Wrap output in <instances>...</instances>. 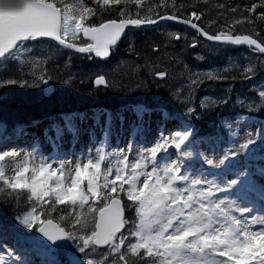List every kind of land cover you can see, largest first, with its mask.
I'll return each mask as SVG.
<instances>
[{
  "label": "snow or ice",
  "instance_id": "1",
  "mask_svg": "<svg viewBox=\"0 0 264 264\" xmlns=\"http://www.w3.org/2000/svg\"><path fill=\"white\" fill-rule=\"evenodd\" d=\"M201 3L207 6L208 0H171L170 3L155 0L146 5L145 0H91L97 7H92L89 0H0V59L31 52L29 45L43 42L44 38L84 54L86 59H104L115 51L126 29L155 25L159 21H177L190 26L204 38L205 49L246 45L252 53L264 54V32L257 28L258 22L264 28V12L257 11L264 9V0H250L243 5L222 2L218 8L223 10L220 13L223 19L208 21L207 27L195 22L207 18L204 9L199 7ZM113 5H123V8ZM130 5H135V9ZM104 13H118L120 19L105 20ZM213 25L219 30L209 31ZM240 25L247 27L241 30L237 27ZM168 39L187 40L188 37L172 32ZM197 43L194 37L189 46L196 48ZM133 50L134 45L130 44L129 51ZM152 51L159 53L158 48ZM196 58L204 60L205 56L198 54ZM255 59L257 64L249 57L247 64L241 66L244 79H252L264 70V56ZM148 74L161 81L168 76L167 71H156L154 67H149ZM33 75L35 79L31 82L5 79L0 82V90L6 86L38 89L40 83L47 85L53 79L47 73ZM73 79L69 74V79L63 82L69 84ZM218 79L222 77L211 71L191 73L187 92L182 87L173 96L186 107V114L192 116L196 113L194 92L204 80ZM80 82L84 80L81 78ZM94 83L109 86L104 75H96ZM258 96V108L264 111V84L259 86ZM217 103L227 104L228 99L213 100V104ZM200 107L206 109L209 105L202 100ZM248 107L252 110V105ZM130 110L136 117L134 130L143 125L146 114L151 118L159 111L140 105ZM159 114L160 124L172 118L167 112ZM101 115L97 113L93 117L97 124ZM104 115L107 127L102 131L107 140L113 116L110 112ZM74 119L75 116H66L64 128L75 137ZM118 119L122 126L123 113ZM53 127L59 139L63 129ZM18 132L23 134L22 129ZM257 136L264 154V126L256 136L249 134L238 147L223 151L218 161L200 153L203 165L219 169L207 173L184 162L193 155L189 148L194 133L187 122L174 134L161 131L154 145L141 148L133 162H129L131 144L106 154L101 143L95 156L88 150L75 158L73 165L69 159L41 156L35 148L25 152L22 148L9 147L0 136V192L10 190L11 196L26 190L35 201L30 211L17 217L15 224L0 223V264H35L17 247H5L3 236L9 230L14 231L17 245L21 240L31 243L33 254L44 257L41 264H62L58 257L48 259V256L64 248L70 249L69 264H172V261L176 264H264V214H253L257 203L264 211V183H257L256 172L248 169L241 157V153L249 158L254 154L252 146L257 144ZM169 148L176 152L169 153ZM158 154H161L159 159ZM106 155L116 157L115 170L109 166L102 172ZM8 164H14L12 176L6 175ZM69 165L72 168L66 182L63 170ZM102 174L104 183H99ZM109 175L112 179H108ZM259 177L264 180V165L259 169ZM56 205H71L72 211L57 209ZM129 212L135 219H129L126 215ZM21 228L28 229L29 233L22 232ZM31 232L39 236L30 235ZM98 249L104 250L100 261L94 260Z\"/></svg>",
  "mask_w": 264,
  "mask_h": 264
},
{
  "label": "trees",
  "instance_id": "2",
  "mask_svg": "<svg viewBox=\"0 0 264 264\" xmlns=\"http://www.w3.org/2000/svg\"><path fill=\"white\" fill-rule=\"evenodd\" d=\"M154 2L155 0H147L145 5ZM222 2L243 5L250 0H208L207 6L203 3L199 6L206 12L207 18L195 22L207 27L208 21L222 20L220 13L223 10L218 8V4ZM131 8L135 9V7ZM159 11L164 10L159 9ZM257 11L264 12V9ZM104 19H120V17L118 13H104ZM237 27L243 30L247 26ZM257 28L264 32L259 22ZM208 30L218 31L219 28L213 25ZM172 32L181 36L186 34L188 39L170 40L168 37ZM194 37L198 40L197 47L191 48L189 45ZM202 42L203 40L195 32L175 24L132 30L126 32L115 51L105 62L86 59L84 55L47 41L32 42L29 45L32 51L27 52L29 58H22L23 63L12 56L0 61V82L5 79H24L31 82L25 72L37 60L42 65L43 72L53 76L50 80L53 93L43 98L41 83L40 87L35 89L36 95H33V89L6 86L0 90V120L14 121L13 114L45 117L57 113L69 115L99 108L114 111L123 105L138 104L149 108H163L170 114L177 115L180 113L176 108L177 100L175 102L170 100L172 91L174 89L176 91L181 84L188 81L191 73L203 74L211 71L222 79L204 80L195 91L197 102L194 100L193 104L196 107V113L192 116L182 113L184 117L179 118L183 125L187 122V125L191 127L194 133L192 139L221 137L220 130L224 129V124L233 123L240 118L257 117L264 122V111L258 108V88L264 84V70L258 71L252 79H244L240 73L241 66L247 64L249 57H252V62L257 64L258 61L255 58L261 55L252 53L244 47L226 46L209 50L203 48ZM130 44L134 45L133 51H129ZM153 48H158L159 53H154ZM198 54H203L205 59L197 60ZM149 67H154L156 71H167L168 76L161 81L159 77L148 74ZM137 68L140 71H136ZM69 74L74 79L71 83L65 84L63 81L69 79ZM96 75H104L109 86L96 87L94 85ZM81 78L84 80L83 83L80 82ZM228 89H231L230 93ZM160 97L164 98V103H157L156 100ZM205 97L208 99L205 100ZM223 98L228 99L227 104H213V100L219 101ZM202 100L209 105L208 108L200 107ZM239 100L245 103L241 105ZM249 105H252V110H249ZM263 156L262 153L258 155L264 160ZM9 191L5 189L4 192H0V218H3L4 214L6 220L22 215L29 207V202L25 199L26 191H17L11 196L8 195ZM55 207L66 208L65 205ZM52 214L57 215L56 212ZM126 215L129 216L128 213Z\"/></svg>",
  "mask_w": 264,
  "mask_h": 264
},
{
  "label": "rangeland",
  "instance_id": "3",
  "mask_svg": "<svg viewBox=\"0 0 264 264\" xmlns=\"http://www.w3.org/2000/svg\"><path fill=\"white\" fill-rule=\"evenodd\" d=\"M147 0H145L146 2ZM115 6V8H123V5H113ZM130 7H136L135 5H130ZM17 55V59L18 61H21L23 63L22 58L24 59V57H28L27 52H23V53H14L13 56ZM29 58V57H28ZM26 75L28 76V78L32 81L33 79H35V76L33 75V73H35L37 76L38 75H43V68L42 65L39 63V61H34L32 63V65L27 68L26 70ZM188 80V79H187ZM189 83L188 81H185L183 84H181L180 88H184V92H187V87L186 85ZM177 89V90H178ZM175 89L172 91V93L170 94L171 97V101L177 100L174 98L173 93H174ZM34 94L36 95V91L35 89H33ZM183 96V93H182ZM195 100V102H197V100L195 99V92L193 94V101ZM124 107H122L119 110H115L112 111L111 114L113 116V120H115L114 122L116 124H113V126L111 127V132H109V137L107 140H105L104 135H103V131L102 129L107 127V116L104 115L105 111L100 110V109H96V110H87V111H82L83 113H80L78 116H75V119L73 120V123L76 126L77 132L76 135L77 136H81L83 134V136H85V139H91L92 143L90 144V140L89 142H86L84 144H81V146L78 149H75L74 151H72L69 154V157H67L66 159L72 160L73 165L75 163V158H79L80 156H82L83 154H86V152L88 150H91L92 155L95 156L96 155V149L100 147L101 143L108 145V148H111L110 150H108L107 152L105 151V153H113L116 150H120V149H125L126 146L128 144H131L133 147V151L132 154L129 156V162H133L136 158H138V154H139V150L141 148H147V147H151L154 145L155 141L159 138L161 131H163L166 134H174L176 130L182 128V126H184L182 123L180 124H175V122H168L165 121L163 122V124H160V114L159 112L162 111L160 109H157L159 111L154 112L151 115V118L156 119V121L152 122L150 119L147 121V118H149V116L147 117V114L144 117V122L143 125L139 128V130H134L133 128V122L136 120V117L134 116V114L131 112L130 109L135 108L136 106H132V105H123ZM176 108L179 109L178 112H180L179 114L174 116H178V119L180 118V116L184 117L182 115V113L186 114V107L184 105H182L180 102H176ZM179 107V108H178ZM149 109V108H148ZM182 110L184 112H182ZM163 112V111H162ZM176 112V111H175ZM97 113H101V117H100V121L99 124H97L96 120L93 118ZM123 113L124 117L127 116L128 118H130V123H128L127 125H122L118 119L119 114ZM187 115V114H186ZM83 117V118H81ZM173 120L174 117H172ZM180 120V119H179ZM54 123H56V125H59L62 129H63V134H69V132L67 131L66 128H64V123L63 120H61L60 118L54 119L53 118ZM125 121V120H124ZM147 121V122H146ZM167 124V125H166ZM153 125V126H152ZM230 125V127H229ZM225 132L221 129L220 130V134L224 137L223 139H215V140H202V145L200 144L199 146L193 145L189 148V150L193 153V155L191 157L185 158V164H192L194 165L197 169H201L203 168V164L201 163V156L200 153H204L205 155H207L209 158L218 161L219 158H222V152L223 151H227L231 148H236L239 146L240 143H243L249 134L256 136L257 133H259L262 130V126H264V124L259 120V118L254 117V118H240L236 121H234L233 123H225ZM49 128V127H48ZM118 128L120 131H122L121 135L123 138V146L122 148L117 147L115 142H112V140L110 139V136L112 135V131L113 133L116 132V130L118 131ZM48 132V138L46 141V151H38L39 155L41 156H45L48 159H52L54 158V153L57 151V148H55L54 144L55 142L57 143L58 140L56 138V134H55V128H49ZM153 133V139H151V134ZM151 135V136H150ZM257 144L252 146V149L254 150V154L249 158L247 156L246 153H241V157L244 158V162L247 166L248 169L256 172V179H257V183H264V180H261L259 177V169L257 167V165H253L254 163L258 164L261 163L259 161V159H256L255 157H253L254 155H260L261 151H260V146H259V137L257 136ZM5 140V139H4ZM70 140V137L69 139ZM132 142H135L134 144H132ZM209 143L211 146L209 147L208 144ZM50 144L53 146V149H50ZM188 144V141L185 142V145ZM185 145H182L181 147H185ZM112 146V147H111ZM10 147V146H9ZM33 148L37 149L36 145L33 146ZM120 148V149H119ZM30 151V150H28ZM169 153H175L176 150L174 148H169L168 149ZM161 154H158V159L159 156ZM63 156V155H62ZM239 159V158H238ZM38 163V161H37ZM264 163V161L262 162ZM261 163V164H262ZM263 165V164H262ZM111 166L113 168V170L116 169V167L118 166V161L116 159L115 156L112 155H106L105 159L102 162L101 168H102V172L107 168ZM72 165L66 166L64 171V175H65V180L66 182L69 180V173L71 171ZM14 164H8L7 168H6V175L8 176H12L14 175ZM206 173L209 171H219V169H212L210 166L205 165V169H203ZM212 178V177H209ZM108 179H112V176L109 175ZM99 183H104V176L103 174L100 176L99 178ZM119 183V182H117ZM125 188H127V185H124ZM26 191V190H24ZM27 197V198H26ZM26 197L25 199L28 200L29 202V207L27 209V211L31 210V205L33 203H35L34 199H31V193L26 191ZM234 199V197H231ZM48 199V198H45ZM56 206H60V205H56ZM39 205H37V208L39 209ZM50 207V206H47ZM66 208L70 209V211H72V206L71 205H65ZM25 213V212H24ZM23 213V214H24ZM127 214V213H126ZM254 215H261L264 214V211H261V207L260 204L257 203L256 205V210L253 213ZM128 217L129 219H135L134 214L129 212L128 213ZM3 218L1 219L0 223H3L5 226H11L13 224L16 223L17 217H12L9 220L4 219V214L2 216ZM8 219V218H7ZM28 230V229H27ZM22 232H25V229L21 228ZM11 230L7 231V233L10 236L11 242L14 243V245L16 247H21L22 249H25V253L27 258L29 259H33L35 261V264H41V260L44 259L43 256L41 257H37L36 255H34V251L30 252L27 249H29L28 247H26L22 242L23 240H21L20 245L16 244V239H15V234H13ZM25 233H29V232H25ZM30 235L33 236H37L36 232H33L32 234L30 233ZM38 237V236H37ZM70 243V242H69ZM9 242L5 241V247H8ZM26 245H31L30 242H27ZM56 253H58L59 255L64 256V260H62V264H66L67 262L69 263V253H70V249L68 248H64V249H60L55 251ZM103 249H98L97 252L94 254V260L96 261H100L103 260ZM53 258L51 255L48 256V259ZM159 259V258H157ZM170 259V258H169ZM172 264H176L175 261H172Z\"/></svg>",
  "mask_w": 264,
  "mask_h": 264
},
{
  "label": "bare ground",
  "instance_id": "4",
  "mask_svg": "<svg viewBox=\"0 0 264 264\" xmlns=\"http://www.w3.org/2000/svg\"><path fill=\"white\" fill-rule=\"evenodd\" d=\"M89 3L91 4V0H89ZM91 6L97 7L95 4H91ZM199 37L201 38V36H199ZM247 49H249V48H247ZM43 86L44 85H42V83H41V94H42L43 98H46L43 94ZM156 101H157V103H164V98L163 97L157 98ZM158 109H161V108H158ZM0 112H1V109H0ZM21 115L13 114L14 118L13 117L12 118L14 119V121H10V122H6L5 120H0V136L4 137V139H5L4 142H6L8 144V146H10V147L22 148L25 152H27L28 150L31 151L33 149L34 145H36V147L38 148L37 151H41V152L46 151V142H47L46 140L49 139L47 131L49 130V128H53V126L56 125V123H54L52 117L51 116L35 117V116H26V115L21 116ZM54 116H55L54 119L60 118L61 120H63V122H65V117H66L65 114L57 113V114H54ZM147 117H148V115H147ZM149 119L150 118H147V121ZM150 120L152 122L156 121V119H153V118H151ZM114 121L115 120H113V122H112V126H113V124H116ZM168 122L169 123L175 122V124L176 123L178 124V122L176 120H173V119H169ZM128 123H130V118L125 116V121H124L123 125H127ZM57 126H59V125H57ZM21 129L23 130L22 135L19 134V132H18V130H21ZM109 132H111V129L109 130ZM121 133H122V131H120L118 128V131L116 130L115 133H113V131H112V135L110 136V139L112 140V142L117 143L116 146L120 147V148H122V146L124 144ZM151 135H150L151 139H153V137H154L153 133ZM69 137H70V140H68ZM91 139H89L90 144L92 143ZM57 140H58V142L57 143L55 142V144H54L55 148H57V151L54 153V157H61L64 159L69 157V154L72 151H74L75 149H78L81 146V144L89 142L88 139H85V136H83V134L80 137L77 135H75V137H74L73 134L70 132H69V134H62V136ZM134 143L135 142H132V144H134ZM104 146H105L106 152L111 149V148H108V145L104 144ZM50 149H53V146L51 144H50ZM253 165H256V163H254ZM1 219L2 218H0V221H1ZM3 239H4V241L11 240L10 236L7 232L4 234Z\"/></svg>",
  "mask_w": 264,
  "mask_h": 264
},
{
  "label": "water",
  "instance_id": "5",
  "mask_svg": "<svg viewBox=\"0 0 264 264\" xmlns=\"http://www.w3.org/2000/svg\"><path fill=\"white\" fill-rule=\"evenodd\" d=\"M166 23H173V24H176V25H180V26H183V27H186V28H188V29H190V30H192L193 32H196L194 29H191L190 28V26H187V25H182V24H180V23H178L177 21H159L157 24H155V25H146V26H142V27H140V28H131V27H129V29H126V31H130V30H136V29H150V28H154V27H156L157 25H161V24H166ZM124 36V35H123ZM122 36V37H123ZM201 38L204 40V38L201 36ZM122 39V38H121ZM44 40H47V41H49V42H52V43H55V44H58L56 41H52V40H50V39H48V38H44ZM121 41V40H120ZM120 41H118V43L120 42ZM117 43V44H118ZM208 43H215V42H208ZM63 47V46H62ZM231 47H245V48H248L246 45H235V46H231ZM69 50V49H68ZM70 51H73V50H70ZM74 52V51H73ZM79 54V53H78ZM80 55H84V54H80ZM260 55H263L264 56V54H260ZM96 59H98V60H101V61H106V60H108L109 59V57H107V58H104V59H101V58H96ZM42 85H44L43 86V94H44V96L45 97H48L49 95H51L52 93H53V86L51 85V83L49 82L47 85H45V84H43L42 83ZM98 86V85H97ZM99 86H103V85H99ZM39 234V233H38ZM42 238V237H41Z\"/></svg>",
  "mask_w": 264,
  "mask_h": 264
}]
</instances>
